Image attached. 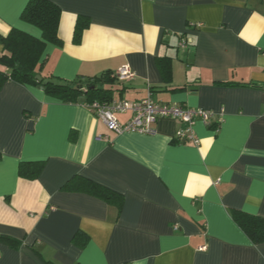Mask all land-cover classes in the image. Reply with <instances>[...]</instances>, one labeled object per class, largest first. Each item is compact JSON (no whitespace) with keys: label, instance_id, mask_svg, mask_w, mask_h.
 <instances>
[{"label":"crops","instance_id":"obj_1","mask_svg":"<svg viewBox=\"0 0 264 264\" xmlns=\"http://www.w3.org/2000/svg\"><path fill=\"white\" fill-rule=\"evenodd\" d=\"M50 1L62 10V44L47 45L43 72L72 81L128 66L135 76L116 80L111 101L151 95L217 116L194 125L199 145L176 139L183 124L174 118L158 119L152 134H116L84 99L7 81L0 264H264V242L233 218L240 210L264 219V0ZM28 2L0 0V35L17 28L42 38L21 18ZM80 17L89 25L74 43ZM34 161L45 162L40 176L22 178L21 162ZM77 177L123 194L121 213L63 189Z\"/></svg>","mask_w":264,"mask_h":264},{"label":"trees","instance_id":"obj_2","mask_svg":"<svg viewBox=\"0 0 264 264\" xmlns=\"http://www.w3.org/2000/svg\"><path fill=\"white\" fill-rule=\"evenodd\" d=\"M61 13L60 7L50 0H29L21 18L24 22L38 27L42 31V38L34 37L17 28H11L6 36L0 35V44L3 46V52L0 53V90L7 81H13L25 86H41L46 94L66 103H78L82 99L87 103L111 102V92H113V84L118 79L117 75L92 78L79 76L76 80L69 81L51 72H43L42 59L47 45L62 44L58 36ZM88 25L89 23L82 17L78 19L74 31V43L81 41L82 34ZM164 72H167V68ZM37 76L41 78L38 79ZM106 85H110V88H106ZM44 166V161L21 162L19 174L22 178L34 180L40 176ZM63 189L81 191L99 197L116 207L119 214L124 205L123 194L88 178H74ZM233 218L255 245L264 242L262 217L236 210L233 212ZM1 238L14 241L5 236ZM87 240V236L82 233H78L74 238L81 247Z\"/></svg>","mask_w":264,"mask_h":264},{"label":"built area","instance_id":"obj_3","mask_svg":"<svg viewBox=\"0 0 264 264\" xmlns=\"http://www.w3.org/2000/svg\"><path fill=\"white\" fill-rule=\"evenodd\" d=\"M118 79H131L135 73L128 66L121 68L117 74ZM87 106L105 123L108 130L116 134L138 132L154 133L153 125L160 118H174L179 120L183 127L179 130L176 139L180 143L191 142L199 145L200 140L194 131L196 122L201 121L210 125L217 112L210 109L190 108L178 104H160L152 96L135 102L120 100L111 102L94 101ZM132 112L133 117L126 123L120 122L118 116ZM223 119L222 114L220 115Z\"/></svg>","mask_w":264,"mask_h":264},{"label":"water","instance_id":"obj_4","mask_svg":"<svg viewBox=\"0 0 264 264\" xmlns=\"http://www.w3.org/2000/svg\"><path fill=\"white\" fill-rule=\"evenodd\" d=\"M38 79H40L41 77L40 76H37Z\"/></svg>","mask_w":264,"mask_h":264}]
</instances>
